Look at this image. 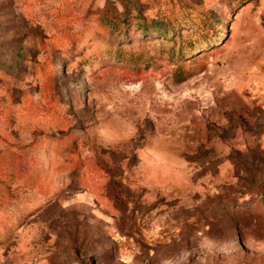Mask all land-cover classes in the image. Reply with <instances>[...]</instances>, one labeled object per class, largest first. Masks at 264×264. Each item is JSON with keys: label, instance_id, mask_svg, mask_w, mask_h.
Returning a JSON list of instances; mask_svg holds the SVG:
<instances>
[{"label": "rangeland", "instance_id": "1", "mask_svg": "<svg viewBox=\"0 0 264 264\" xmlns=\"http://www.w3.org/2000/svg\"><path fill=\"white\" fill-rule=\"evenodd\" d=\"M0 264H264V0H0Z\"/></svg>", "mask_w": 264, "mask_h": 264}, {"label": "trees", "instance_id": "2", "mask_svg": "<svg viewBox=\"0 0 264 264\" xmlns=\"http://www.w3.org/2000/svg\"><path fill=\"white\" fill-rule=\"evenodd\" d=\"M163 35H166V33L164 32V34ZM191 46V45H190ZM192 47V46H191ZM183 57V56H182ZM123 59L125 60V61H128V62H130L132 59L131 58H125V57H123ZM175 75L176 76H182V72H180V70H179V66L176 68V70H175Z\"/></svg>", "mask_w": 264, "mask_h": 264}]
</instances>
